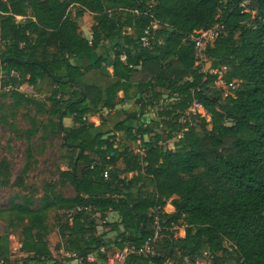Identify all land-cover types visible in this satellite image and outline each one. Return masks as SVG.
Here are the masks:
<instances>
[{
  "label": "trees",
  "instance_id": "trees-1",
  "mask_svg": "<svg viewBox=\"0 0 264 264\" xmlns=\"http://www.w3.org/2000/svg\"><path fill=\"white\" fill-rule=\"evenodd\" d=\"M87 15L90 41L78 24ZM216 25L223 32L203 54L209 69L221 70L223 98L213 86L219 74L198 64L189 40ZM145 33L148 47L139 41ZM86 57L91 62L77 63ZM0 73L12 112L31 107L47 117L26 116L28 160L36 134L45 140L63 133L59 159L66 169L58 171L57 184L44 183L37 203L31 188L0 209L1 221L21 227L25 261L58 264L45 240L51 211L74 212L59 223L58 249L85 256L103 246L106 253L94 263H80L100 264L125 244L142 246L152 234L150 211L170 204L174 212L161 217L166 226L184 224L183 235L162 231L158 256H130L127 264H180L204 252L209 264H264V0H0ZM45 79L48 96L38 103L28 91ZM193 101L209 121L179 123ZM128 102L135 112L116 110ZM103 110L118 117L106 131ZM94 116L98 127L89 122ZM28 171L26 163L14 186L28 190ZM9 178L2 159L0 185ZM57 185L70 186L74 196L58 193ZM108 213L117 216L102 225L116 232L114 249L97 231ZM8 239L0 236L3 264H13Z\"/></svg>",
  "mask_w": 264,
  "mask_h": 264
},
{
  "label": "rangeland",
  "instance_id": "rangeland-1",
  "mask_svg": "<svg viewBox=\"0 0 264 264\" xmlns=\"http://www.w3.org/2000/svg\"><path fill=\"white\" fill-rule=\"evenodd\" d=\"M247 3L248 1H245V6L247 5ZM17 20L19 19H16V21ZM78 24L82 36L90 41V29L93 25L92 16L87 15L83 19H80ZM110 54L112 55L111 52ZM91 59L89 61L87 60L84 63L79 60L77 61V63L79 65L85 66V63L91 62ZM71 62H74V60H72ZM201 63L203 64V69L205 71L207 70L210 73L216 71L219 74L213 86L215 87L216 93H219L222 98L225 97L228 94V88L224 87L223 82L219 80V71L221 70H211L209 69L208 62ZM6 81V77L0 73V119L3 115L7 116L5 121L4 119L3 121H0V160H7V162L9 163L10 173L8 183L4 186L0 185V209H6L9 205L10 200H15V202H19L22 196L31 194V188H35L37 190V193L33 195L34 200L37 203L38 199L41 197L42 187L44 183L57 184L58 171L66 169V164L61 162L59 159L61 155H64V151L61 148V137L63 136L62 131L60 134H46L45 140L41 139L40 133L36 134L30 140L29 144L31 148V158H29V160L26 158L28 143L26 133H24V131L25 129L29 128L26 116H35L38 120L41 121H46L47 117L45 115H35V109L31 107L21 108L15 113L12 112V109L9 107L11 102L10 99L8 97H4V93L7 94L9 91V86L7 85ZM50 85V81L48 79H45L41 84L37 85L31 92L28 91V93H31L30 95L32 96V98L38 101L39 103L46 99V97L48 96ZM23 91L27 92L26 89H24ZM120 93L121 92L117 93L118 101L122 98V95ZM130 94L131 96H134L135 91L131 90ZM121 107L122 106L119 103L117 105L116 110H119ZM126 110H129V108L127 107ZM136 110L137 108L133 106L131 107L130 112H135ZM106 114L107 111H104L101 115L104 116ZM147 115L149 117H152V111L149 112ZM205 119L206 121H209L208 115H205ZM62 121H64V127H68L70 125L69 118H63ZM89 122L92 123L95 127H98L100 123L97 116L91 117L89 119ZM135 125L136 123H133V126ZM111 127L112 126H110V128H107V130L111 129ZM118 139L120 142L122 141V139H120L119 137H117V141ZM133 149L135 148L133 147ZM26 163L29 164V171L27 175L23 178L28 190H22L14 186V181L15 178L20 176V172ZM56 191L66 197L74 196V192L70 186L61 187L57 185ZM95 218H97V216ZM116 219L117 217L114 213H108L104 220L105 223H112L115 222ZM64 220L65 216L63 214H58L51 211L47 215L49 234L46 236L45 240L48 244L49 249L51 250V255L56 257V259H60V249L58 248L61 245V239L58 236V228L61 224L60 221ZM104 226L102 227L101 225L100 227L102 228L97 229L98 234L104 233L105 235L103 236V240H110L112 248L115 245L113 244V241L116 239V232L110 230V227ZM150 228L151 226H149V229ZM4 234H8V247H14L17 244L22 243L21 227H10L8 226L7 221L0 220V236Z\"/></svg>",
  "mask_w": 264,
  "mask_h": 264
},
{
  "label": "built area",
  "instance_id": "built-area-1",
  "mask_svg": "<svg viewBox=\"0 0 264 264\" xmlns=\"http://www.w3.org/2000/svg\"><path fill=\"white\" fill-rule=\"evenodd\" d=\"M241 7H245V2L241 4ZM223 32L222 25H216L212 27L210 30L206 32H196L194 35L189 37V40L194 43V48L196 51V57L198 58L199 62H204V48L207 43L213 42L219 35ZM147 33L142 36L139 41L142 47H148L149 41L151 37H149ZM124 55L120 56V60H124ZM205 111L203 107L197 102L193 101L189 107L183 112L179 119V123L181 124H188L189 126H193L197 123L198 118H205ZM117 141V139H116ZM136 149H138L140 141L137 140L135 143ZM140 156H144V151H138ZM111 167L107 166L102 172V176L106 178L109 174ZM167 205V204H166ZM165 205V206H166ZM165 206L155 207L150 211L149 217L151 220V231L152 234L146 240V242L142 246H135V245H127L125 244L122 249L115 250L111 254H107L106 259L100 262V264H127V259L130 256L136 257H143V258H151L153 256H158L159 253L157 252L156 245L159 238L162 236V231H166L171 233L174 239L179 238L184 233L185 225L184 224H173L171 223L169 226L165 225L164 220L162 219V215L165 213ZM65 216L64 221L70 222L71 218L73 217L74 212H64L60 213ZM105 220L100 222V225H103ZM21 244H17L14 247H9V260L13 262V264H40V262L34 261H25L28 257V254L21 252ZM106 253V249L102 246L90 253H87L85 256H78L75 253L64 251L61 249L59 251L60 259H56V257L52 256L53 259L59 264H80L82 262L87 263H94L99 254ZM209 254L202 253L200 256L194 257L191 261L184 259L180 264H209ZM0 264H3V260H0Z\"/></svg>",
  "mask_w": 264,
  "mask_h": 264
},
{
  "label": "crops",
  "instance_id": "crops-1",
  "mask_svg": "<svg viewBox=\"0 0 264 264\" xmlns=\"http://www.w3.org/2000/svg\"><path fill=\"white\" fill-rule=\"evenodd\" d=\"M91 58L90 57H86V58H83L81 61L84 63V62H86L87 60L89 61ZM92 60V59H91ZM85 64H87V63H85ZM121 95H122V97H123V94H122V92L120 93ZM122 107L119 109V110H126V108L128 107L129 108V110H127V112H130L131 111V107H133L134 106V104L131 102H128V103H126V104H124V105H121ZM135 108H136V106H135ZM116 109H117V107H116ZM104 111H106V110H103L102 112H101V114H103V112ZM100 114V115H101ZM107 115H109V117L107 118V122H106V124L105 125H103V129H104V131H106L107 130V128H110V126H112L115 122H116V120H117V114L115 113V112H113V111H107V114L106 115H104L103 117L104 118H106L107 117ZM102 116V115H101ZM91 118V117H90ZM89 118V119H90ZM65 120V119H64ZM98 120H99V118H98ZM63 124H64V121L62 122ZM100 125V124H99ZM98 125V126H99ZM135 148L136 149V146H135V144H133L132 145V148ZM128 177H130V175H128ZM174 212V209H173V207L170 205V204H167L166 206H165V213H167V214H171V213H173ZM61 212H59V214H60ZM117 217V216H116ZM98 229H101V227H99ZM62 248H60V250H61ZM51 251V250H50Z\"/></svg>",
  "mask_w": 264,
  "mask_h": 264
},
{
  "label": "water",
  "instance_id": "water-1",
  "mask_svg": "<svg viewBox=\"0 0 264 264\" xmlns=\"http://www.w3.org/2000/svg\"><path fill=\"white\" fill-rule=\"evenodd\" d=\"M4 62V61H3ZM60 122H61V117H59L58 119V124L60 125ZM63 137V136H62ZM146 221V216L144 217V222ZM144 222L142 223V228L144 226Z\"/></svg>",
  "mask_w": 264,
  "mask_h": 264
}]
</instances>
